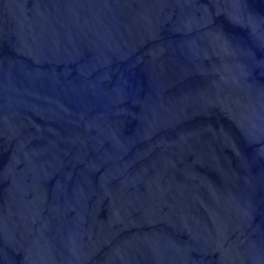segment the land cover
Instances as JSON below:
<instances>
[{"label":"water","instance_id":"1","mask_svg":"<svg viewBox=\"0 0 264 264\" xmlns=\"http://www.w3.org/2000/svg\"><path fill=\"white\" fill-rule=\"evenodd\" d=\"M0 264H264V0H0Z\"/></svg>","mask_w":264,"mask_h":264}]
</instances>
